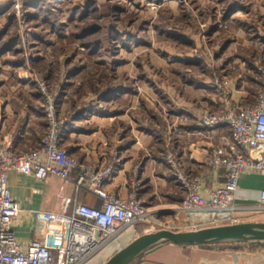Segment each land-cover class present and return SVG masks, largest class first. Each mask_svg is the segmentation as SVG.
I'll list each match as a JSON object with an SVG mask.
<instances>
[{"label": "rangeland", "instance_id": "1", "mask_svg": "<svg viewBox=\"0 0 264 264\" xmlns=\"http://www.w3.org/2000/svg\"><path fill=\"white\" fill-rule=\"evenodd\" d=\"M234 2L240 6L235 16L222 19ZM0 51L19 63L35 58V64L27 66L40 92V81L48 85L49 93L58 89L52 78L42 77L46 72L55 78L64 71L67 78L79 72L74 104H93L92 99L107 90L136 94L122 104L136 102L142 126L167 139L161 145L166 150L173 135L180 133L169 110L180 106L187 85H199L207 78L215 101L220 99L218 86L225 84L232 90H249L252 96L262 88L258 69L264 68V0L18 2L0 7ZM61 56L65 63L55 62ZM18 71L27 73L23 68ZM45 99L42 94L41 106ZM156 227L151 222L135 223L129 229L134 235L123 237L119 245ZM113 252L104 248L84 264H103Z\"/></svg>", "mask_w": 264, "mask_h": 264}, {"label": "crops", "instance_id": "2", "mask_svg": "<svg viewBox=\"0 0 264 264\" xmlns=\"http://www.w3.org/2000/svg\"><path fill=\"white\" fill-rule=\"evenodd\" d=\"M24 1L28 0H0V7ZM231 6L227 13L222 14V19L235 16L240 8L235 2ZM237 30L241 31V27ZM5 56L0 51V133L5 139L14 138L17 150L26 151L39 144L46 128L39 104L42 93L32 77L31 68L27 66L28 62L35 64V58L19 63ZM55 59L57 63H65L62 56ZM19 68L26 69L27 73H21ZM52 76V73L46 72L42 77L48 81L52 78L54 84H58L59 109L61 113L71 115L69 123L64 127L63 146L85 166L100 167L115 163L116 171L106 182V187L120 195H126L134 189L130 180L133 169L136 168L142 178L139 191L147 205L157 208V218L171 220L178 211L175 207L181 202L183 192L165 162L168 146L163 150L161 145L167 139L157 138L156 133L144 129L143 121L136 116L137 112H142L136 102L132 105L122 104L124 99L136 97V94L122 92L121 89L107 90L98 93L95 96L98 99H92L96 101L93 104H74L75 97L72 93L75 78L80 73H72L67 78L64 71L57 78ZM207 81L206 78L199 85H187V96L181 99L180 106L169 110L171 123L180 127L179 135H173L174 142L169 145L174 147L192 173L206 176L205 192L207 188L224 180V168L212 171L206 165V159L221 142V137L228 132L222 128H206L200 121L202 106L208 105L215 109L219 105V101H215L212 93H209L210 84ZM8 84L10 89L6 88ZM256 93L252 96L249 90L242 87L232 90L233 97L242 104L253 102ZM154 112L150 115L153 120L157 113ZM77 176V171H74L73 180L69 182H64L57 176L43 181L34 174L10 172V188L21 208L19 215L13 220V229L21 243L26 244L32 238L43 237L44 225L35 224L28 213L37 208L59 209L61 192L92 206L101 205V199L94 192L86 187H76ZM262 189L264 174L246 170L240 175L235 194L238 207L233 212L239 222L264 221V207L260 206ZM179 213L183 216L182 212ZM130 228L131 226L105 248L109 247L113 251L121 248L119 244L123 242L122 238L134 235V231H129ZM129 264H264V241L193 245L162 243L145 251Z\"/></svg>", "mask_w": 264, "mask_h": 264}, {"label": "built area", "instance_id": "3", "mask_svg": "<svg viewBox=\"0 0 264 264\" xmlns=\"http://www.w3.org/2000/svg\"><path fill=\"white\" fill-rule=\"evenodd\" d=\"M258 70L263 86L253 102L242 104L225 84L218 86V107L206 106L200 112L204 127L228 131L206 159L212 171L224 168V180L220 184L205 192L206 176L192 173L172 145L166 150L165 162L183 192L171 220L157 218V208L147 205L139 191L142 178L136 168L130 180L134 189L120 195L106 187L116 171L115 163L85 166L63 146L64 127L71 115H64L59 109L60 91L49 93L48 85L40 81L41 92L46 97L41 106L46 128L39 144L19 151L14 138L5 139L0 133V264H84L129 226L143 221L156 224L157 229L175 230L239 222L233 212L238 207L235 194L240 175L246 170L264 174V68ZM11 171L34 174L43 181L57 176L64 182L73 180L72 174L77 171L76 187L94 192L101 205L92 206L61 192L59 209L29 211L31 221L44 225L43 237L23 244L13 229V220L21 208L10 188ZM260 194V206L264 207V189Z\"/></svg>", "mask_w": 264, "mask_h": 264}, {"label": "water", "instance_id": "4", "mask_svg": "<svg viewBox=\"0 0 264 264\" xmlns=\"http://www.w3.org/2000/svg\"><path fill=\"white\" fill-rule=\"evenodd\" d=\"M264 241V221H240L199 229L159 228L145 231L114 251L103 264H129L150 248L162 244H213Z\"/></svg>", "mask_w": 264, "mask_h": 264}, {"label": "trees", "instance_id": "5", "mask_svg": "<svg viewBox=\"0 0 264 264\" xmlns=\"http://www.w3.org/2000/svg\"><path fill=\"white\" fill-rule=\"evenodd\" d=\"M28 1H33V0H28ZM24 2H26V1H24ZM10 5V4H9ZM5 6H7V5H5Z\"/></svg>", "mask_w": 264, "mask_h": 264}]
</instances>
